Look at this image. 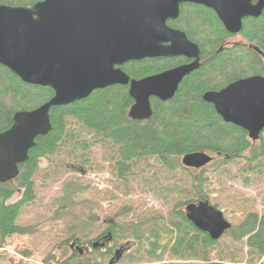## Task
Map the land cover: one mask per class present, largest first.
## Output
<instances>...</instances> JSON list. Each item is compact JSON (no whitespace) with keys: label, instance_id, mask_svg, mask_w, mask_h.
<instances>
[{"label":"trees","instance_id":"obj_1","mask_svg":"<svg viewBox=\"0 0 264 264\" xmlns=\"http://www.w3.org/2000/svg\"><path fill=\"white\" fill-rule=\"evenodd\" d=\"M39 1L42 0H0V4L31 6ZM169 24L199 44L198 67L181 80L172 98L161 101L151 97L152 114L144 120L129 117L133 99L127 85L95 89L83 99L51 107V130L35 138L26 161L18 165L16 177L0 182V249L8 237L18 234L31 236L33 250L41 239H46L51 246L67 245L71 250L62 258L50 251L45 253L46 264L52 260L54 264H264L260 261L264 257V213L244 210L241 219L229 221V230L212 240L186 218L183 209L188 203L208 200L221 210L217 198L222 193L225 163L234 166L228 167L232 168L234 178L244 168L263 169L257 161L264 154L262 142L257 144L243 128L223 121L202 95L250 74L264 77V61L248 47H219L230 34L215 13L203 5L182 3L178 17ZM241 34L249 44L264 52V10L258 17L243 19ZM183 61L179 56L144 58L128 61L122 69L130 78L139 79ZM52 96L50 87L23 82L0 65V132L11 126L17 111L32 110ZM196 151L223 157L210 170L214 174L212 182H208L204 167L195 175L194 169L180 164L183 155ZM97 155L110 165L112 187L118 185L131 194L164 192V199H170L166 212L151 209L141 201L125 214L116 210L112 222L103 217L99 219L98 207L85 205L79 209L82 218L77 222H65L59 232L52 228L43 231L39 220L53 210L47 203L43 217L26 220L25 215L43 201L39 192H47L58 181L62 184L60 208L76 206L86 191H98L80 170H96ZM18 190H21L20 198L12 201ZM212 193H215V202H212ZM87 201L91 202L89 198ZM105 237L100 245L99 241ZM223 237H229L232 242L228 247L222 245ZM125 240L129 241L124 243ZM94 242H98L95 248ZM125 244L128 247L124 248ZM165 254L175 260L194 262L158 261ZM7 259V255L0 253V264Z\"/></svg>","mask_w":264,"mask_h":264},{"label":"water","instance_id":"obj_2","mask_svg":"<svg viewBox=\"0 0 264 264\" xmlns=\"http://www.w3.org/2000/svg\"><path fill=\"white\" fill-rule=\"evenodd\" d=\"M183 2L212 8L230 33L241 30L244 18L258 17L264 10V0H42L31 6L0 4V65L23 82L53 90V96L40 106L17 111L11 126L0 132V182L16 177L18 165L26 161L35 138L51 130L49 113L53 106L83 99L95 89L127 85L133 99L129 117L144 120L152 114L151 97L161 101L172 98L200 59L197 44L166 23L178 16ZM179 55L192 61L139 79L130 78L122 69L131 60ZM202 99L214 106L223 121L246 130L252 141L259 138L264 129L263 76L239 79L218 91L208 90ZM212 160L211 154L196 151L183 155L180 162L184 167L200 169ZM184 211L186 218L212 240L231 227L223 212L208 200L188 203ZM97 245L94 242L93 247Z\"/></svg>","mask_w":264,"mask_h":264},{"label":"rangeland","instance_id":"obj_3","mask_svg":"<svg viewBox=\"0 0 264 264\" xmlns=\"http://www.w3.org/2000/svg\"><path fill=\"white\" fill-rule=\"evenodd\" d=\"M238 41H243L241 40L240 36H234L229 39V43L231 44L237 43ZM255 142L257 144H260L262 142L261 144H263L264 146V133L261 134L260 138ZM211 155L214 157V160L204 166V170L208 171V182H212V178L214 177V174L210 170L214 169L217 164L223 161L222 156L216 154ZM97 157L98 167L96 168V170L88 171L84 168H80V170L85 176V180L90 181L91 184L98 189V191H95V193L94 191H86L80 195V203H78L76 206H67L64 208H60V206L63 204V201L60 198L62 184L61 181H58L53 184L47 192H39V197L41 199L43 198V201L40 205L36 206L32 212L29 211L25 215L26 220H32L33 217L35 218V220H38L39 217H43L45 215V207L47 203L50 204V207L53 210L50 211L49 216L47 213L43 220H39V227L43 231L52 228L58 230L59 232L61 231V228L63 229V227H65L66 223H69L70 221L77 222L82 218L81 216H79V209L82 208L81 206L85 205H90L93 208L98 207L97 213L99 219L103 217L105 220L111 219V221L115 219L114 213L116 210L121 214H125L128 211H132V209L137 206L135 205V203L141 201L149 204L151 209H156L163 213L166 212V209H168V206L170 205V199H164V192L162 194H157L154 191H149L143 194H131L127 193L128 190L126 188L119 187L118 185L112 187L109 184L110 165L100 155H97ZM257 161H260L261 163L258 167L263 169L251 170L249 168H244L242 174H239V177L237 178H234L232 168H228L229 166H234H232V164L228 165L225 163L226 168L223 171V175L221 176L222 193L221 196L217 198V201L220 203V208L221 210H223L224 216L230 222H235L241 219L243 213L246 212L244 211L246 209H254L258 212L259 215L264 213V154L261 156V158H258ZM44 163L45 161H41V164ZM72 168L79 169L78 166H73ZM198 172H200V169L194 168V174L197 175ZM20 195L21 190L16 191L12 196V201L18 200L20 198ZM212 196V202H215V193H212L211 197ZM87 198H89L91 202L87 201ZM31 240L32 238L30 235L14 234L8 237L4 246L0 249V253L3 255H7L8 257L7 261L3 262L2 264H46L43 262V258L45 253L49 251L54 253L57 258L65 257L71 253V250L67 245L56 247L52 244L51 246V244L46 241V239H41L39 240V242H36V249L33 250ZM127 241L129 240H125L124 243ZM221 242L223 246L227 247L232 243L229 237H223ZM242 244L236 243L237 246H241ZM85 249L87 250V248ZM23 251L31 252L28 255H24L22 253ZM245 251L246 248L244 247L243 252ZM158 261L163 263L194 262L192 259L175 260L172 259L168 254H165L161 259H158ZM158 261H152V263ZM260 261H264V257H262ZM149 263L150 262H143L141 264ZM47 264H54V262L52 260V262Z\"/></svg>","mask_w":264,"mask_h":264},{"label":"flooded vegetation","instance_id":"obj_4","mask_svg":"<svg viewBox=\"0 0 264 264\" xmlns=\"http://www.w3.org/2000/svg\"><path fill=\"white\" fill-rule=\"evenodd\" d=\"M256 0H253V2H255ZM183 3H185V2H183ZM189 3H192V2H189ZM182 4V3H181ZM180 4V5H181ZM196 4H198V3H196ZM180 5H179V9H180ZM199 5H202V4H199ZM203 6H205V5H203ZM205 7H207V6H205ZM208 8H210V7H208ZM214 13H215V15H216V17H217V19L220 21V23L223 25V23L221 22V20L219 19V17H218V15H217V13L212 9V8H210ZM179 15V14H178ZM178 17V16H177ZM251 17V16H250ZM175 19V18H174ZM174 19H168L167 21H166V23H167V25L169 26V27H171V28H174V29H178V30H180V31H182V32H184L183 30H181V29H179V28H177V27H174L173 25H171V24H169V21H171V20H174ZM223 28L226 30V28L224 27V25H223ZM227 31V30H226ZM228 32V31H227ZM185 33V32H184ZM230 35H227V37L226 38H224L223 39V41H222V43L220 44V46L219 47H234V46H241V47H248L249 49H251V50H253V51H255V52H257L258 54H259V56L262 58V60L264 61V52H262L260 49H258L256 46H254L253 44H249L247 41H246V39L243 37V35L241 34V30L239 31V32H237V33H230V32H228ZM185 35H186V37L190 40V41H192L193 43H195V44H197V46L198 47H200L199 46V44L196 42V41H194V40H192L186 33H185ZM234 36H240L241 37V40H243V41H238L237 43H234V44H231V43H229V39L231 38V37H234ZM220 48V49H221ZM200 49V48H199ZM201 52V51H200ZM200 56V55H199ZM173 57H175V56H173ZM179 57H183L184 58V61L183 62H181L180 64H184V63H189V62H191L192 61V59L191 58H187V57H185V56H182V55H179ZM153 58V57H152ZM200 61H201V57H200V59H199V63H198V65L200 64ZM180 64H178V65H180ZM175 66H177V65H175ZM172 67H174V66H172ZM172 67H170V68H172ZM169 69V68H168ZM166 70V69H165ZM254 75H260V74H253V75H249V76H247V77H251V76H254ZM148 76V75H147ZM262 76V75H261ZM247 77H244V78H247ZM239 79H243V78H239ZM239 79H236V80H239ZM236 80H233V81H231L230 83H232V82H234V81H236ZM230 83H228V84H230ZM227 84V85H228ZM227 85H224L223 87H221L220 89H222V88H224V87H226ZM220 89H217L216 91H218V90H220ZM212 90H214V89H212ZM229 123V122H228ZM264 130V129H263ZM262 130V131H263ZM246 131V130H245ZM261 131V132H262ZM261 134V133H260ZM255 141H257V140H255ZM213 160H214V157H213ZM212 160V161H213ZM211 161V162H212ZM210 162V163H211ZM192 169H194V168H192ZM184 209H185V207H184ZM112 222H113V220H112ZM229 230V229H228ZM228 230H226V231H228ZM225 231V232H226ZM224 232V233H225ZM107 238L105 237L104 239L102 238V242L101 241H99V244L100 243H103V241H105ZM124 248H126V247H128V246H123ZM73 248V247H72ZM71 248V249H72Z\"/></svg>","mask_w":264,"mask_h":264}]
</instances>
